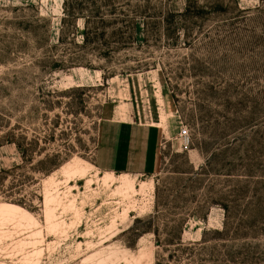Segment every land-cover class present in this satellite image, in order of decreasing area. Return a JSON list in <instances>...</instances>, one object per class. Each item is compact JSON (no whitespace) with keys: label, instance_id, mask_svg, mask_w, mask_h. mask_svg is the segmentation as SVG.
<instances>
[{"label":"rangeland","instance_id":"1","mask_svg":"<svg viewBox=\"0 0 264 264\" xmlns=\"http://www.w3.org/2000/svg\"><path fill=\"white\" fill-rule=\"evenodd\" d=\"M107 102L153 174L93 167ZM157 262L264 264V0H0V264Z\"/></svg>","mask_w":264,"mask_h":264},{"label":"crops","instance_id":"2","mask_svg":"<svg viewBox=\"0 0 264 264\" xmlns=\"http://www.w3.org/2000/svg\"><path fill=\"white\" fill-rule=\"evenodd\" d=\"M116 112V105L103 104L93 167L104 174L121 172L119 176L153 174L158 163L160 129L154 124L138 123L135 119H120Z\"/></svg>","mask_w":264,"mask_h":264},{"label":"built area","instance_id":"3","mask_svg":"<svg viewBox=\"0 0 264 264\" xmlns=\"http://www.w3.org/2000/svg\"><path fill=\"white\" fill-rule=\"evenodd\" d=\"M187 134H188V129L187 128L181 129V132H180L181 136H185Z\"/></svg>","mask_w":264,"mask_h":264},{"label":"trees","instance_id":"4","mask_svg":"<svg viewBox=\"0 0 264 264\" xmlns=\"http://www.w3.org/2000/svg\"><path fill=\"white\" fill-rule=\"evenodd\" d=\"M155 233H157V231L155 230ZM178 244H182L181 241L178 242ZM157 264H160L159 262H157Z\"/></svg>","mask_w":264,"mask_h":264}]
</instances>
